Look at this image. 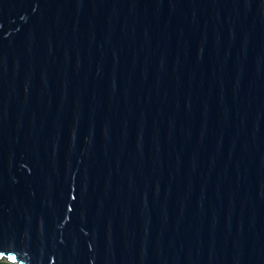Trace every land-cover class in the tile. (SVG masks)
Wrapping results in <instances>:
<instances>
[{
    "label": "water",
    "instance_id": "1",
    "mask_svg": "<svg viewBox=\"0 0 264 264\" xmlns=\"http://www.w3.org/2000/svg\"><path fill=\"white\" fill-rule=\"evenodd\" d=\"M264 264V0H0V260Z\"/></svg>",
    "mask_w": 264,
    "mask_h": 264
},
{
    "label": "rangeland",
    "instance_id": "2",
    "mask_svg": "<svg viewBox=\"0 0 264 264\" xmlns=\"http://www.w3.org/2000/svg\"><path fill=\"white\" fill-rule=\"evenodd\" d=\"M1 262H8L9 263V261L6 259V258H2L1 260H0V263Z\"/></svg>",
    "mask_w": 264,
    "mask_h": 264
},
{
    "label": "trees",
    "instance_id": "3",
    "mask_svg": "<svg viewBox=\"0 0 264 264\" xmlns=\"http://www.w3.org/2000/svg\"><path fill=\"white\" fill-rule=\"evenodd\" d=\"M0 264H10V263H8V262H1Z\"/></svg>",
    "mask_w": 264,
    "mask_h": 264
}]
</instances>
